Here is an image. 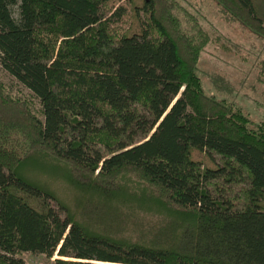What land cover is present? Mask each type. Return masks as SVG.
Masks as SVG:
<instances>
[{"label": "trees", "instance_id": "trees-1", "mask_svg": "<svg viewBox=\"0 0 264 264\" xmlns=\"http://www.w3.org/2000/svg\"><path fill=\"white\" fill-rule=\"evenodd\" d=\"M118 1L0 0V66L43 117L0 88V264H264V122L204 93L205 33ZM213 1L264 37V0ZM131 7L139 29L115 36Z\"/></svg>", "mask_w": 264, "mask_h": 264}, {"label": "rangeland", "instance_id": "rangeland-1", "mask_svg": "<svg viewBox=\"0 0 264 264\" xmlns=\"http://www.w3.org/2000/svg\"><path fill=\"white\" fill-rule=\"evenodd\" d=\"M160 1L172 17L179 20L178 26L181 25L183 31L195 27L209 37L196 62V74L206 96L224 103L233 113L240 112L250 126L264 122V37L241 24L213 0ZM133 2L141 3L140 0ZM113 4L108 7V15L125 3L123 0ZM259 9L264 12V5ZM139 19L141 16L136 17L131 7L120 23H110V29L117 37L137 31ZM0 88L3 96L9 97L16 107L22 106L29 115L43 120L39 101L1 66ZM192 157L203 166H212L203 153L194 151ZM63 174L46 170L40 172L37 180L72 204L74 192ZM19 257L24 264H50L53 260L30 253Z\"/></svg>", "mask_w": 264, "mask_h": 264}]
</instances>
